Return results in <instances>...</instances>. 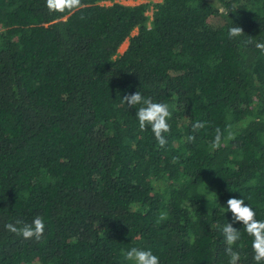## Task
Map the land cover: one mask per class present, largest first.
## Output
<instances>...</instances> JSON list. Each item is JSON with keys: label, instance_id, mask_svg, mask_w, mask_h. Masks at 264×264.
<instances>
[{"label": "trees", "instance_id": "1", "mask_svg": "<svg viewBox=\"0 0 264 264\" xmlns=\"http://www.w3.org/2000/svg\"><path fill=\"white\" fill-rule=\"evenodd\" d=\"M119 1L0 0V264H133V247L229 264L227 200L264 220V0ZM137 91L169 105L163 147L122 100ZM37 215L39 240L5 228ZM233 227L238 264H257Z\"/></svg>", "mask_w": 264, "mask_h": 264}, {"label": "clouds", "instance_id": "2", "mask_svg": "<svg viewBox=\"0 0 264 264\" xmlns=\"http://www.w3.org/2000/svg\"><path fill=\"white\" fill-rule=\"evenodd\" d=\"M82 0H46V7L49 12H56L61 14H72L75 11L82 8ZM219 12L224 15H228V11L224 8H219ZM81 20L85 19L84 16L80 17ZM244 30L239 26H233L228 29L229 38H235L242 36ZM245 43H252L251 40L245 41ZM262 53H264V43H256ZM122 100L128 104V106L142 105L136 111V117L139 122V128L145 130L150 126L152 133L155 136L158 144L163 147L167 141L164 133L169 132L170 125L168 124V118L171 116L169 105L166 103L153 102L151 98H145L140 92H134L130 95H125ZM205 127L204 122H196L192 124V130L195 132ZM224 134L219 128L215 130V138L212 141L211 147L217 149L221 146L222 138ZM228 139L234 138V134L229 132ZM195 137L189 135L187 140L189 142L194 141ZM227 210L231 212L232 222H227L221 228L225 242L228 245L226 248L227 254L231 257L229 264H238L239 252L234 251L232 245L236 244L240 239V231L233 227V224L240 222L243 225L244 231L251 237V247L254 252L253 259L260 264L264 261V220H257L256 213L252 207L245 204L244 199L229 198L227 200ZM166 218L165 214L161 215V219ZM5 228L17 235H22L24 239L35 238L39 240L45 230V223L41 216L37 215L31 223H25L20 219H17L15 223H8ZM124 258L133 264H160L159 258L154 255L151 250H142L136 247L131 248L124 253Z\"/></svg>", "mask_w": 264, "mask_h": 264}, {"label": "rangeland", "instance_id": "3", "mask_svg": "<svg viewBox=\"0 0 264 264\" xmlns=\"http://www.w3.org/2000/svg\"><path fill=\"white\" fill-rule=\"evenodd\" d=\"M153 2H158L159 0H152ZM119 2H121V3H123V4H125V5H137V4H139V3H145V2H147V0H121V1H119ZM107 4H109L108 2H106ZM147 14L148 15H151V5L149 6V9H148V11H147ZM211 22L213 23V24H221L222 23V21H221V19L219 18V17H213V18H211ZM136 33V31L134 30L133 31V34H135ZM126 46H127V41H125L121 46H120V48H119V50H118V52L119 53H121V52H123L124 50H125V48H126Z\"/></svg>", "mask_w": 264, "mask_h": 264}]
</instances>
